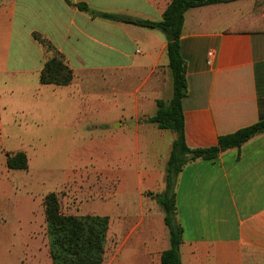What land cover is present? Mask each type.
Here are the masks:
<instances>
[{
  "label": "crops",
  "instance_id": "obj_1",
  "mask_svg": "<svg viewBox=\"0 0 264 264\" xmlns=\"http://www.w3.org/2000/svg\"><path fill=\"white\" fill-rule=\"evenodd\" d=\"M71 1L159 21L172 0ZM34 33L64 55L74 75L70 85L40 83L50 54ZM181 52L187 64L183 110L190 149L214 147L220 137L264 120V0L188 10ZM170 89L173 93L167 41L159 31L93 18L65 0H0L1 132V112L24 113V107L41 104L63 120V135L73 144L100 128L107 136L116 126L130 134L127 128L156 114L158 100L172 98ZM132 134L138 137L139 129ZM135 145L134 152L121 155L115 192L106 188L105 200L99 201L106 212H84V202L70 213L109 217L105 264H162L170 248L156 197L165 189L166 170L142 165L138 141ZM71 163L74 167L75 160ZM0 190V212L31 210L33 198L17 200L9 181H0ZM175 196L182 264H264V133L213 161L187 164L177 177Z\"/></svg>",
  "mask_w": 264,
  "mask_h": 264
},
{
  "label": "rangeland",
  "instance_id": "obj_2",
  "mask_svg": "<svg viewBox=\"0 0 264 264\" xmlns=\"http://www.w3.org/2000/svg\"><path fill=\"white\" fill-rule=\"evenodd\" d=\"M15 47L14 42L13 52ZM167 96L172 97L171 89ZM23 109L24 113L1 112L4 129L0 130V181L11 183L17 200L32 197V208L30 211L26 206L19 212L15 208L0 212V264H37V261L49 264L44 197L51 192L57 193L67 214L75 213L84 202V212L103 214L105 205L99 201L105 200L106 188L115 192L120 177L121 155L134 152L138 141L143 157L141 164L165 172L176 135L139 121L134 127L127 128L130 134H122L116 126L107 136L100 128L93 136L81 138L73 144V139L63 135L67 130L56 112L49 113L41 104ZM137 129L138 137L132 134ZM42 150H48L43 157ZM15 151L26 152L31 160L28 171L7 170L6 154ZM11 198L13 203L15 197ZM18 204L17 201L16 206Z\"/></svg>",
  "mask_w": 264,
  "mask_h": 264
},
{
  "label": "trees",
  "instance_id": "obj_3",
  "mask_svg": "<svg viewBox=\"0 0 264 264\" xmlns=\"http://www.w3.org/2000/svg\"><path fill=\"white\" fill-rule=\"evenodd\" d=\"M65 1L68 5L90 14L93 18L156 30L166 38L169 69L172 76V98L168 101L158 100L156 114L147 118L145 122L176 135L166 165L165 189L156 197L164 212L165 224L170 233V248L163 252L162 264H182L180 246L183 242V229L175 219V185L178 175L191 162L199 159L213 161L222 152L240 148L253 137L264 133V120H260L255 125L220 137L218 144L211 148L190 149L185 142L183 101L187 95V64L181 52L185 14L192 8L228 3L234 0H172L159 21L99 12L90 9L85 3L74 4L71 0ZM33 36L50 54L41 72L40 83L55 86L70 85L74 75L64 55L46 37L37 33ZM6 167L8 170L27 171L29 158L24 151L8 152ZM43 210L52 264H105L110 227L109 217L67 214L62 210L59 195L55 192L44 197Z\"/></svg>",
  "mask_w": 264,
  "mask_h": 264
}]
</instances>
